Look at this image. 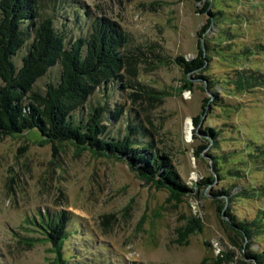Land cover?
<instances>
[{
  "label": "rangeland",
  "instance_id": "rangeland-1",
  "mask_svg": "<svg viewBox=\"0 0 264 264\" xmlns=\"http://www.w3.org/2000/svg\"><path fill=\"white\" fill-rule=\"evenodd\" d=\"M208 1L210 14L201 12L206 0H38L66 47L97 19L127 36L121 78L95 89L76 116L103 106L105 134H131V125L188 191L172 195L126 159L33 131L4 136L0 264H60L41 229L57 216L68 218L63 264H256L249 253L264 261V0ZM199 48L204 70L184 73L176 59L192 60ZM59 75L57 63L34 90ZM241 189L249 198L238 199ZM223 190L230 200L215 194ZM226 211L253 223V235L241 240Z\"/></svg>",
  "mask_w": 264,
  "mask_h": 264
},
{
  "label": "trees",
  "instance_id": "trees-1",
  "mask_svg": "<svg viewBox=\"0 0 264 264\" xmlns=\"http://www.w3.org/2000/svg\"><path fill=\"white\" fill-rule=\"evenodd\" d=\"M208 7L209 1L206 0L201 12L210 14ZM26 23L32 34L29 45H26L23 28ZM210 23L208 20L203 31ZM126 42L127 36L119 27L97 19L92 21L87 37H80L66 47L53 20L41 16L38 0H0V140L4 136L33 131L46 143H70L97 155L126 159L138 176L145 179L158 176L165 184L160 181L159 185L163 184L177 196L188 189L179 183L178 175L170 168L165 156L154 153L153 143L133 138L131 125L127 127L131 134L110 136L105 134L102 125L103 106L91 108L84 118L76 116L95 89L111 85L121 78L119 74L125 64L122 50ZM25 47L17 67L14 57ZM176 60L187 74L204 70L208 57L199 48L194 59L186 61L178 57ZM57 63L60 65L58 81L46 83L43 93L34 90V84ZM118 114H113V119ZM199 122L200 117L194 119L195 126ZM209 136L211 139L216 137V131L209 130ZM227 158L214 159L216 163H223ZM204 182L210 184L211 181L205 179ZM215 194L227 199L230 197L227 190ZM236 195L240 200L249 198L246 189H241ZM225 215L241 240L253 235V223L237 221L229 211ZM67 220L66 216H57L54 222L41 225L60 264L64 262L61 250L66 239ZM244 256L256 264L264 263L259 255L249 253Z\"/></svg>",
  "mask_w": 264,
  "mask_h": 264
},
{
  "label": "water",
  "instance_id": "water-1",
  "mask_svg": "<svg viewBox=\"0 0 264 264\" xmlns=\"http://www.w3.org/2000/svg\"><path fill=\"white\" fill-rule=\"evenodd\" d=\"M224 208H225V205H224V207H223V210H224Z\"/></svg>",
  "mask_w": 264,
  "mask_h": 264
},
{
  "label": "bare ground",
  "instance_id": "bare-ground-1",
  "mask_svg": "<svg viewBox=\"0 0 264 264\" xmlns=\"http://www.w3.org/2000/svg\"><path fill=\"white\" fill-rule=\"evenodd\" d=\"M188 132V131H187Z\"/></svg>",
  "mask_w": 264,
  "mask_h": 264
}]
</instances>
